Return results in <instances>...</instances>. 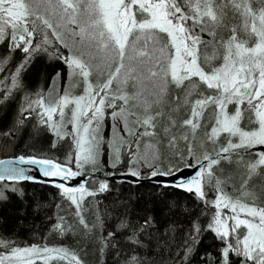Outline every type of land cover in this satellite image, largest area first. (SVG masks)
I'll return each mask as SVG.
<instances>
[{"label":"snow or ice","instance_id":"snow-or-ice-1","mask_svg":"<svg viewBox=\"0 0 264 264\" xmlns=\"http://www.w3.org/2000/svg\"><path fill=\"white\" fill-rule=\"evenodd\" d=\"M256 5L253 0H225L221 4L216 0H183V3L180 0H0V44L6 50L0 54V73L9 74L0 78V84H4L0 90V119H8L10 110L16 106L11 126L3 135L15 137L35 121L33 133L39 134L44 129L59 139L71 136L75 144V151L66 153L63 160L45 152L20 155L18 163L38 166L39 174L51 178L52 186L75 206L79 224L91 232L97 224L89 227L81 212L82 202L86 196L109 190V177L117 175L115 169L123 163L122 151L126 148L129 166L119 175L132 178L127 182L137 186L148 179L156 186L179 188L194 193L204 206L190 218L180 264L189 259L205 232L214 233L221 245L217 255L206 253L201 258L206 264H264V206L257 205L259 197L248 190L253 175L264 170V0H256ZM229 7L242 18L247 39H240L233 27L227 39L221 38L220 48L214 49L211 57L206 55L205 63L201 64L200 45L207 43L202 34L207 31L215 41L216 27L223 23L224 9ZM206 21L211 22V28ZM65 32L81 47L70 46ZM56 42L68 50L67 55ZM16 53L21 54L18 60ZM41 55L50 60L62 59L72 88L82 85V94H74L67 84L57 87L59 72L47 90L43 87L33 90L23 74ZM213 60L217 63L213 64ZM145 71L147 79L159 88L160 95H166L170 85L185 90V104H191V111L183 125L193 130V136L205 112L212 110L213 124L210 134H206L208 140L215 144L219 143L221 134L226 137V143L215 156L206 150L197 155L189 145L187 156L180 153L175 163L162 168L149 163L148 156L140 153V141L156 135V119L162 115L152 114L147 103L143 116L129 107L130 100L139 93L130 96L127 86L130 81L133 86H143ZM194 91L199 96L192 101ZM66 110H70L67 120L70 131L65 123ZM57 114L59 120L54 119ZM108 115L113 122V135L106 139L104 125ZM183 138L187 141V136ZM51 147L55 148L56 143ZM257 148L261 150L255 151ZM238 150L253 159L246 165L247 177L242 179L240 188L233 186L240 193L233 198L224 190L225 181L215 176L213 168ZM106 151L107 165L114 170L111 172L104 170ZM0 164L7 165L0 170V201H8L9 194L23 200L22 182H37L26 174L30 169L13 166L11 161H0ZM143 166L150 169L147 177L140 170ZM87 168L91 172L86 173ZM183 168H195V174L185 176ZM86 175L97 177L92 183L98 187L90 190L88 181L80 183L78 178ZM161 177H169L171 181L164 182ZM72 180L78 186L64 183ZM213 181L214 198L209 200L210 193L205 191V186H212ZM249 198L252 203L245 202ZM209 205L214 208L210 217ZM50 206L37 200L32 210L38 214ZM242 213L245 218H241ZM26 214L25 208L20 215ZM105 217L112 223H107ZM52 219L46 215L47 222ZM96 220L101 230L100 252L103 255L111 249L117 264H154L150 257L153 244L157 250L168 247L178 227L169 222L161 231L151 209L137 211L126 201L106 209L103 215L98 212ZM20 223L23 225L24 221ZM241 227L246 231L241 233ZM71 230L59 215L50 229L61 236ZM0 249H3L0 264H38V261L40 264L53 261L84 264L75 250L63 245L32 243L21 247L11 236L0 235Z\"/></svg>","mask_w":264,"mask_h":264},{"label":"trees","instance_id":"trees-1","mask_svg":"<svg viewBox=\"0 0 264 264\" xmlns=\"http://www.w3.org/2000/svg\"><path fill=\"white\" fill-rule=\"evenodd\" d=\"M180 2L183 3V0H180ZM216 2L217 4H221L225 0H216ZM253 4L257 6L256 0H253ZM224 13L223 23L216 27L217 34L215 41L208 35L207 31L202 34V39L207 43L200 45L201 64L205 63L204 57L206 55L211 57L214 49L220 48L221 38L227 39L231 35V29L233 27L236 28V33L240 39H247L243 30L242 18L231 7L224 9ZM207 23L209 24V28H211V22ZM70 27L75 28V25H71ZM76 39L78 40L79 38L77 37ZM65 40L74 48L81 47L78 43H73V39L67 32H65ZM56 43L60 51L67 55L68 50L62 45H59L58 42ZM143 46L142 42L141 47ZM148 49L150 51L152 49L150 43ZM51 50L53 49L50 46ZM5 51L4 45L0 44V54H4ZM91 51L95 52V48H92ZM220 51L222 52V49ZM20 55V53H16L17 60L20 58ZM211 62L213 64L217 63L215 60ZM57 72L61 74L57 78V87L63 84L69 86L68 69L63 63V60H50L46 55H41L36 58L27 72L23 74V77L33 90L40 87L47 90L52 78L56 76ZM5 75L9 74L0 73V78H3ZM104 75H107L106 71ZM144 76L143 86H133V82L131 81L127 86V92L130 96L139 93L135 99L130 100L129 107L132 112L143 116L147 103L151 105L152 114L160 112L162 115L156 119V135L151 137L146 136L140 141V153L148 156L149 163H155L162 168L167 167L170 163H175L180 153H184L187 156L186 150L189 145L194 147L197 155H201L206 150L215 156L220 150L221 145L226 143V137L224 134H221L219 143L215 144L208 140L206 134H210L213 124L212 110L208 109L205 112L203 120L200 122V127L195 132V136H193V130L183 125V120L190 116L191 111V104H185V90L170 85L167 94L160 95L159 88L154 86L152 80L147 79V71L144 72ZM96 79L97 77L94 75L93 81L95 82ZM115 87L116 85L114 83L113 88L115 89ZM3 88L4 84H0V90H3ZM82 90L81 85L74 94H82ZM201 90H203V86H201ZM53 94L55 96V89L53 90ZM198 96L199 92L194 91L190 99L194 101ZM15 110L16 106L14 105L10 110L9 118L0 119V159L16 158L20 155H40L46 152L49 156H57L63 160L66 153L75 151V146L69 137L64 140L59 139L50 131L44 129H41L39 134L33 133L32 124L35 121L29 123L26 130L17 134L15 137L3 135L11 126V118ZM69 114L67 112L65 121L70 119ZM173 121L175 122L174 124L172 123ZM112 123L111 116L108 115L104 125L106 139L111 138L113 135ZM66 125L68 126L70 124H67L66 121ZM133 127H138V125L133 124ZM165 129H168V131L166 132ZM184 136H187V141L183 138ZM173 137H175L174 141L172 139ZM53 142L56 143L55 148L51 147ZM149 144L152 147H146ZM153 155L157 158L153 159ZM128 159L130 157L125 148L122 151L123 163L115 169L117 175H119V172L127 171L129 166L127 163ZM252 159L253 157L251 155L244 153L242 150H238L231 153L230 159H221L220 163L213 168L215 176L225 181V184L222 185L224 190L233 198L240 195L235 189H239L242 179L247 177L246 165ZM103 160L105 161L104 170L109 172L114 171L107 165V151L105 152ZM72 167L75 170L74 164ZM140 170L146 177L150 171L147 166L141 167ZM87 172H91V169L87 168ZM97 176H99V173ZM229 177L231 179H228ZM96 178L89 176L87 187L90 190L98 187L97 184L92 183ZM100 178L103 177L100 176ZM214 184L215 181L212 182V186H208L207 184L205 186V191L210 193L208 196L209 200L214 198ZM109 185L108 191L103 193L98 192L96 196H86L82 202L81 212L89 227L91 228L93 224H97V227L89 232L79 224L75 206L64 199L58 189L42 183L22 182V187L25 191L23 200L15 194H9L8 201H0V235L11 236L13 239L19 241V246L21 247L29 246L32 243H47L49 246L63 245L70 247L79 254L84 264H117V257L111 249L106 250L103 255L100 252L102 246L100 241L101 230L96 217L98 212L103 215L106 209L110 210L113 205L118 204L120 201H126L137 211L143 212L151 209L156 216L161 231L169 222L175 223L178 226L175 238L174 240H170L169 246L157 250L155 244H153V251L150 257L154 259V264H180L184 255V237L187 233L190 218L198 214L204 207L202 202L197 200L195 194L184 193L150 183L133 186L130 183L109 180ZM233 186H235V189ZM248 190L254 192L259 197L256 200V204L264 206V170H260L259 175H253L249 181ZM242 199L244 198L242 197ZM37 200L45 204H50L51 206L40 211L38 214L34 213L32 208ZM245 202L252 203V200L249 198ZM57 204L60 205L59 209L56 208ZM172 204H174V207L170 208L169 206ZM25 208L27 214L22 217L20 213ZM207 211L210 217L214 208L209 205ZM46 215L53 218L51 222L46 221ZM57 215L64 217L65 227L70 225L72 228L64 236L50 231L52 222H55ZM105 219L107 223H112L111 219L107 217ZM21 220L24 221L23 225L20 223ZM32 225L38 227H33ZM239 231L241 233L244 232L243 228ZM41 237H46V240H42ZM163 239H168V237H164ZM220 246V242L214 233L205 232L200 242L190 254L189 259L184 264H206V261L201 258L205 257L206 253H211L213 256L217 255ZM0 251H3V249H0ZM38 264H40L39 261ZM50 264H55V262H50Z\"/></svg>","mask_w":264,"mask_h":264},{"label":"water","instance_id":"water-1","mask_svg":"<svg viewBox=\"0 0 264 264\" xmlns=\"http://www.w3.org/2000/svg\"><path fill=\"white\" fill-rule=\"evenodd\" d=\"M259 150H261V149L257 148L255 151H259ZM17 158L18 157H16V158L1 159L0 161H5V162L11 161V162H13V166H18V167H23V168H26V169H30V171L27 172L26 174L27 175H32L34 177V180L37 181V182H33V181H25V182L41 183L42 181H48V183H42V184H47V185L52 186L51 178H46V177H43L41 174H39L38 166L26 165V164H19ZM6 166H7L6 164H0V170H2L3 168H5ZM195 171H196L195 168H183V174L185 176L194 175L195 174ZM88 178H89V176L86 175L83 179L78 178V180H79L80 183H85V181H87ZM131 179L132 178H130V177L129 178H126V177H123L121 175H115V176L109 177V180L122 181V182H125V183H129L127 181H130ZM160 180H162L164 182H170L171 181V178H169V177H161ZM56 182L59 183L60 181L57 179ZM64 183H66L69 186H78L76 180L65 181ZM142 183L155 184L154 181L150 182L148 179L142 181L140 184H142ZM167 188H172V189H175V190L184 192V193H188V192H186V191H184L182 189H179V188H174V187H167Z\"/></svg>","mask_w":264,"mask_h":264},{"label":"rangeland","instance_id":"rangeland-1","mask_svg":"<svg viewBox=\"0 0 264 264\" xmlns=\"http://www.w3.org/2000/svg\"><path fill=\"white\" fill-rule=\"evenodd\" d=\"M69 89L74 93V92H76L77 90H78V88L79 87H76V88H72V82H70L69 83ZM67 112H69L70 113V110H66V114H67ZM69 117H70V114L68 115ZM66 118V117H65ZM54 119H56V120H59V116H58V114L54 117ZM67 121V120H66ZM66 121H65V123H66ZM67 126V125H66ZM67 129L70 131L71 130V125H68L67 126ZM67 137H69V138H71L72 139V137L71 136H67ZM67 137H65V138H67ZM64 138V139H65ZM63 139V140H64ZM72 144L75 146V144H74V141L72 140ZM77 196H79V194H77ZM225 211V213H228V210H224ZM241 218H245V216H244V214L242 213L241 214ZM231 223V222H230ZM241 228H243V227H241ZM243 231H246L244 228H243Z\"/></svg>","mask_w":264,"mask_h":264},{"label":"flooded vegetation","instance_id":"flooded-vegetation-1","mask_svg":"<svg viewBox=\"0 0 264 264\" xmlns=\"http://www.w3.org/2000/svg\"><path fill=\"white\" fill-rule=\"evenodd\" d=\"M3 159H7V158H3Z\"/></svg>","mask_w":264,"mask_h":264}]
</instances>
